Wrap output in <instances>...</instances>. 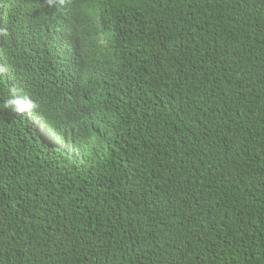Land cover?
Listing matches in <instances>:
<instances>
[{
  "label": "trees",
  "instance_id": "16d2710c",
  "mask_svg": "<svg viewBox=\"0 0 264 264\" xmlns=\"http://www.w3.org/2000/svg\"><path fill=\"white\" fill-rule=\"evenodd\" d=\"M0 264H264V0H0Z\"/></svg>",
  "mask_w": 264,
  "mask_h": 264
},
{
  "label": "clouds",
  "instance_id": "9594fccd",
  "mask_svg": "<svg viewBox=\"0 0 264 264\" xmlns=\"http://www.w3.org/2000/svg\"><path fill=\"white\" fill-rule=\"evenodd\" d=\"M49 4L53 3V0H48ZM8 107H13L18 113H23L25 111H31L36 107L35 102L30 97H23L22 99L9 98L6 102Z\"/></svg>",
  "mask_w": 264,
  "mask_h": 264
}]
</instances>
